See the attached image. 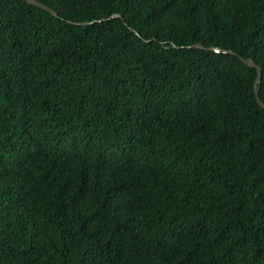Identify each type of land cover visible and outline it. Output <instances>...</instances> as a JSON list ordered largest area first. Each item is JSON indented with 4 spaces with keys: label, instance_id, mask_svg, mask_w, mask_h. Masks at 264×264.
<instances>
[{
    "label": "trees",
    "instance_id": "16d2710c",
    "mask_svg": "<svg viewBox=\"0 0 264 264\" xmlns=\"http://www.w3.org/2000/svg\"><path fill=\"white\" fill-rule=\"evenodd\" d=\"M36 1L0 0V264H264V0Z\"/></svg>",
    "mask_w": 264,
    "mask_h": 264
},
{
    "label": "water",
    "instance_id": "95a60500",
    "mask_svg": "<svg viewBox=\"0 0 264 264\" xmlns=\"http://www.w3.org/2000/svg\"><path fill=\"white\" fill-rule=\"evenodd\" d=\"M25 1L28 5H31V6H34V7H37V8H40L42 9L43 11H46L48 13H50L53 17H57V13L51 9H49L48 7H46L45 5L39 3L38 1L36 0H23ZM111 18H121V16L119 15H112ZM97 22H102V21H93V22H86V23H82L81 25L83 26H89V25H93ZM132 33H134L136 36H138V34L134 31V30H131ZM173 48H177L176 46H173ZM188 48H193V49H202V50H208V51H212L214 53H221V54H230V55H233V56H237L233 51H228V50H219L218 48L216 47H210V48H204L202 45L200 44H196V45H192ZM239 60L245 64L247 67L249 68H252V69H255L256 70V78H255V82H254V96H255V101L256 103L264 110V103H262L259 99V84L261 82V75H262V72H261V69L260 67H258L253 61L252 59H244L242 57H238Z\"/></svg>",
    "mask_w": 264,
    "mask_h": 264
}]
</instances>
